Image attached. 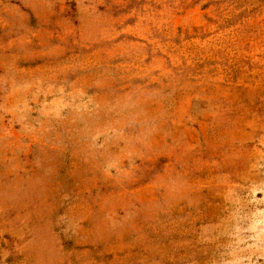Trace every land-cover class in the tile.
Listing matches in <instances>:
<instances>
[{
    "label": "rangeland",
    "instance_id": "rangeland-1",
    "mask_svg": "<svg viewBox=\"0 0 264 264\" xmlns=\"http://www.w3.org/2000/svg\"><path fill=\"white\" fill-rule=\"evenodd\" d=\"M0 264H264V0H0Z\"/></svg>",
    "mask_w": 264,
    "mask_h": 264
}]
</instances>
